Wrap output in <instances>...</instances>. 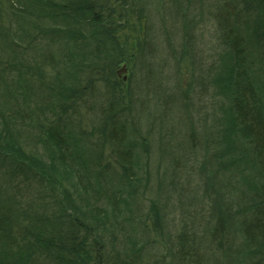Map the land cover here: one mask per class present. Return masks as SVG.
<instances>
[{"label":"trees","instance_id":"16d2710c","mask_svg":"<svg viewBox=\"0 0 264 264\" xmlns=\"http://www.w3.org/2000/svg\"><path fill=\"white\" fill-rule=\"evenodd\" d=\"M38 1L47 6L49 15L42 26L31 17L38 11L16 13V4L0 0V220L6 222L0 229V264H146L156 249L139 236L142 218L134 192L141 190L142 178L139 166L133 167L144 137L132 123L134 117L124 113L128 109L120 106L100 114L89 112L92 120L84 125L78 106L90 83L71 84L72 75L65 74L75 65L73 48L80 41L100 38L111 47V37L118 33L107 26L109 11L103 10L105 17L98 24L99 6L90 1L79 5L71 0ZM223 1L214 14L223 50L208 69L213 71L211 83L229 105L219 104L220 131L209 146L206 142L197 146L198 156L204 158L213 148L217 169L237 175L239 193L249 206L234 217L247 244L244 259H235L238 264H259L264 260V233L257 227L264 214V0ZM123 3L124 14L134 16L135 10L130 7L129 14ZM1 20L8 25L4 29ZM84 65V72L93 73V64ZM105 76L120 82L113 70L105 69ZM112 96L120 99L116 93ZM104 137L112 146L108 148L116 156L114 161L124 164L119 173L108 166L110 162L102 164V146L95 145ZM199 167L205 174V163ZM189 174L179 170L177 178L183 175L186 182L172 181L170 190L181 193L180 205L187 207L176 202L173 206L188 218L187 208L195 196L186 184ZM210 202L215 204V198ZM148 215L154 219L152 226L163 228L159 208L154 205ZM186 220L178 225L167 252L171 264L231 262L230 250H222L220 244L215 246L220 259L209 261L208 245H203L205 240L223 241L225 223L219 209L213 226L204 225L202 232ZM132 221L135 228L128 224ZM248 234L261 243L254 244L257 241Z\"/></svg>","mask_w":264,"mask_h":264},{"label":"rangeland","instance_id":"374dc122","mask_svg":"<svg viewBox=\"0 0 264 264\" xmlns=\"http://www.w3.org/2000/svg\"><path fill=\"white\" fill-rule=\"evenodd\" d=\"M10 1L17 6L23 2ZM81 1L86 0H71L76 5ZM87 1L99 6L95 18L98 24L104 19L106 12L103 10L107 8L110 12L106 14L107 21H110L107 26L115 27L118 35L111 37L110 48L109 41L100 38L80 41L79 47L76 50L73 48L76 61L72 66L74 69H65V74L76 79H72L71 84L85 86L88 81L90 83L88 92L78 106L84 125L92 120L89 112L100 114L111 107L120 106L117 108L128 109L124 113H130L134 117H130L131 121L141 137H144V141L137 145L139 158L133 161V167L139 166L138 173L142 178L141 190L134 192L138 201L136 208L142 218L139 236H143L141 240L144 242L151 241L156 249L155 256L149 257L146 264H167V252L173 246L174 232L183 223V219L187 218L189 227L194 225L197 231L202 232L204 225L207 228L213 226L218 209H221L226 220L221 235L223 241L220 240L222 242L219 243L217 239L203 242L205 247L208 245L207 259L211 262L213 259H220V251L215 247H220L219 244L222 250H230L237 260L244 259L243 247L247 244L239 233V221L234 217L235 214H241L248 199L242 198L239 193L237 175L234 172L224 174L217 169L218 164L212 158L213 148L205 152L204 158L198 156L200 149L197 148L204 142L205 146H209L213 135H217V130L220 131L219 122L216 126L220 115V112H216L219 111V104L223 102V106L229 105L227 99L217 93V86L215 88V84L211 83L213 71L208 69L213 61L218 60V55L223 50L216 33L217 20L214 16L218 2L139 0L144 4L145 12L147 11L144 23L141 15L124 14L123 1L127 3L125 6H129L127 12L130 14V7L134 10L137 6V2L132 4V0ZM249 6L254 10L253 3H249ZM34 7L31 5V10ZM131 20H134V25ZM1 26L4 29L8 25L1 20ZM89 27L93 28L91 23ZM118 45L121 46L120 50ZM87 62L94 65L93 73L84 72V63ZM105 69L113 70L120 82L115 84L112 78L106 77ZM26 77L29 79V74ZM113 93L120 99H114ZM115 108L110 109L109 114ZM95 146H102V164L110 162L108 166L119 173L124 164L120 159V164L117 160L114 161L116 156L110 154L108 146H112L107 139L104 137ZM202 162L205 163L206 173H201L204 176L199 169ZM181 169L184 173L186 170L190 171V180L187 179L189 182L186 184H189V192L195 195L187 208L189 218L180 207L176 209L173 206L175 202L177 205L181 204V193L170 192L173 188L172 181H176L177 185L186 182L183 175L177 178ZM214 198L215 204L212 205L210 200ZM130 200L131 198L129 202ZM167 201L170 205H167ZM154 205L159 208L162 216L163 228L160 230L152 226L154 219L148 215ZM186 207L184 205L182 208ZM1 221L0 229L2 223L6 224ZM128 224L132 228L136 227L133 221ZM259 264H264V260Z\"/></svg>","mask_w":264,"mask_h":264},{"label":"bare ground","instance_id":"6f19581e","mask_svg":"<svg viewBox=\"0 0 264 264\" xmlns=\"http://www.w3.org/2000/svg\"><path fill=\"white\" fill-rule=\"evenodd\" d=\"M36 2L35 3H29V2H22L18 5V8L15 9L16 13H19V12H22V11H26V10H30L31 9V5H34V9L33 11L34 12H37L38 13H34L33 15H31L32 19L38 24V25H45L48 23V10H47V6L45 4H41L38 0H35ZM216 2H218V7L220 8V5L222 6V4H224V1L223 0H215ZM141 1H138L137 2V6H135V13L137 14V16H140L142 21L145 20L146 18V15H147V11L145 12V6L144 4H141L140 3ZM25 3V5L28 7V8H25L22 6V4ZM40 13V14H39ZM144 22V21H143ZM145 23V22H144ZM30 27V26H29ZM53 32V31H52ZM54 33V32H53ZM51 37V35H50ZM47 115L49 116L50 114L47 113ZM180 175V174H179ZM206 193V192H205ZM264 198V194L263 196H261ZM148 206H151V204H148ZM249 204H246L244 206V210L247 209L246 207H248ZM219 211H221V209H219ZM243 211V210H242ZM223 213V212H221ZM248 215V213H246V216ZM215 219V218H214ZM225 225H226V220L224 219V222ZM224 225V226H225ZM257 227L262 230V232L264 233V214H262L261 216H259V219H258V224H257ZM246 237H252V235H246ZM254 238L257 242H254V244H260L261 242L259 241V239H257L256 237H252ZM207 255H209V250H207ZM206 255V256H207ZM210 259V258H209ZM212 261H215V259H213ZM236 259L234 257L231 258V262H228V261H225V259H223L221 262L223 264H238V261H236ZM171 262V259H166V263L169 264ZM164 264V263H163ZM171 264V263H170Z\"/></svg>","mask_w":264,"mask_h":264}]
</instances>
